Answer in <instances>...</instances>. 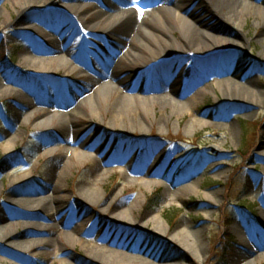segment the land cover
I'll use <instances>...</instances> for the list:
<instances>
[{
  "label": "rangeland",
  "instance_id": "1",
  "mask_svg": "<svg viewBox=\"0 0 264 264\" xmlns=\"http://www.w3.org/2000/svg\"><path fill=\"white\" fill-rule=\"evenodd\" d=\"M68 1L34 0L23 9L24 0H0V264H264L260 5L247 10L240 32L192 0L203 4L214 30L236 41L245 33L246 41L225 51L239 53L219 73L202 71L192 53L171 55L157 68L127 63L116 85L123 91L162 94L170 84L159 89L158 72L180 73L182 108L149 103L146 113L116 90L106 101L80 104L95 89L98 68L114 67L122 47L114 37L96 38L105 22L93 21L102 0H76L75 10L65 8ZM68 51L75 57L64 60ZM26 53L61 60L41 71ZM173 64L176 70L167 68ZM236 71L262 87L257 105L217 87ZM50 115L52 124L38 123ZM50 225L43 234L24 233Z\"/></svg>",
  "mask_w": 264,
  "mask_h": 264
},
{
  "label": "bare ground",
  "instance_id": "2",
  "mask_svg": "<svg viewBox=\"0 0 264 264\" xmlns=\"http://www.w3.org/2000/svg\"><path fill=\"white\" fill-rule=\"evenodd\" d=\"M24 1L25 3L22 6L23 9L34 4V0ZM75 1L76 0H70L68 2H65V8L75 10V6L77 5ZM203 1V3H207L208 7L214 14L231 22L233 26L241 30L240 32H243V28L248 24V17H246L245 14L247 10H249V8L252 9L253 6L260 5L259 8H261L264 13V0H257V2L260 1L261 4L256 3L255 0ZM100 3L102 4V6H96V8H98L99 10L93 21L104 19L105 22L104 26H102V29L100 30L101 33L99 34L98 32L96 34L98 35V37L96 38L100 40L99 36H107L112 38L114 37V43H120L122 47L120 53L121 56L117 58L114 67H112L113 64L109 66L105 64L102 69L98 68L100 78L99 80L95 81V89L93 90L92 94H87L84 99L80 101V104L83 103L87 105L88 103H90V105H93L95 100L101 99H104L106 101L110 99L109 97L111 91L116 90L117 92L122 93L123 97H126L125 100H136L140 102L146 113L150 112L147 107L149 103H152L154 105H170L173 108H182V106H180L182 105V101L180 100L177 91L180 73H176L175 71V73L172 75L173 78H169L168 76H166V72H158L161 77L159 89H162L163 85L169 81L168 83L170 85H168L167 91H165V93L162 92V94L153 95L150 93L141 94V92H130V90H124V92V87L116 85L123 82V79L120 80V76L123 73V68L125 67V65L128 63L129 66H133L137 63L142 62V64L149 65L147 69L157 68L160 63L166 61L168 59L167 57L171 55H189L190 53H192L196 55V64L202 71L211 70L215 73H219V71L228 69L229 65H231L232 63H236L234 61L236 60V55L239 53H227L225 51H237L234 50V48L238 47V45H236V42L238 41L239 44H243L246 41L245 33L244 36L240 35L238 37V40L236 41L224 35L223 32L214 30L215 28L210 22V20H212V17H210L209 20L204 16V13L201 12L202 10L200 9V6L203 4H193L192 0H174L173 2H171L170 0H102ZM92 4L93 2H90L88 4L82 3L80 8L88 6L90 7V5ZM207 5L205 6L207 7ZM92 10L96 9L91 7V9H89L86 13L93 12ZM96 24L97 22H94L92 24V27ZM257 28V37L259 38V40L264 41V15L260 18V20L258 19ZM132 42H136L137 44L132 45ZM233 43H235V45ZM110 47L106 45L104 47V51L110 52ZM59 48L60 46L57 45L54 49V53H57ZM113 49L114 48H112V50ZM117 56H119V54H113L114 58H116ZM24 57L28 60H31L32 63H39L40 65H42L43 69L41 71L49 70L54 62L61 60H58V57L61 56L57 54L52 56H39L34 54L29 55L28 53H26ZM71 57L75 56L69 51L62 56L64 60H69ZM124 58H128V61L126 63L123 62V64L120 65L121 60ZM162 67L165 68L163 65ZM177 67V64H173L172 68L167 66V68L172 69V71L176 70ZM236 68L239 70L238 67ZM131 70L132 68H130L129 71ZM239 71L244 73V71L242 70ZM239 71L234 72V74L224 75L217 79V87H225V91H233V93H229L227 91V93H229L227 95L229 98L242 99L247 103H250L251 105H257L260 98L259 92L263 90L262 87L258 88L255 84L254 79L251 77H248L245 80L241 79V72ZM117 80L120 81L117 82ZM254 84L255 86H252ZM238 88L241 91L238 90ZM208 89V85H205L199 90V92ZM126 92L129 94H126ZM238 92L242 94L239 95L237 94ZM245 94H249L250 97L247 98ZM97 95L99 98H96ZM130 105L126 107V112L131 110L132 106ZM116 106L114 105V119H116V122L119 123L118 118L120 117V114H122V112L120 110L118 111V108H116ZM62 112L63 111H59L58 114ZM55 117L56 116L50 115L46 117L45 120L38 123H40V125H42L41 122H43L45 125H48L49 123L52 124ZM62 127L64 128L63 131L67 133L66 129L69 128L68 124L63 125ZM7 146L10 147L11 143L8 142ZM262 152L264 153V146H262ZM78 154L83 157L85 155H89L87 153L85 154L82 151L78 152ZM44 206L45 201H42L34 206V208L40 209ZM35 225L36 224H34V227H36ZM34 227H26L24 233H26L27 235L43 234V230H49L52 226L50 225V227L43 228L39 227L40 229ZM97 248L99 252L105 253L107 256H115L117 254H120V250L116 248L100 246H98ZM258 257H264V250L259 254ZM244 264L257 263L256 260L252 258L246 260Z\"/></svg>",
  "mask_w": 264,
  "mask_h": 264
}]
</instances>
